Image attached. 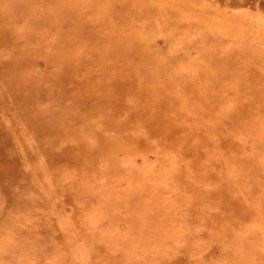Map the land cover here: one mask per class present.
<instances>
[{"label": "rangeland", "instance_id": "1", "mask_svg": "<svg viewBox=\"0 0 264 264\" xmlns=\"http://www.w3.org/2000/svg\"><path fill=\"white\" fill-rule=\"evenodd\" d=\"M249 1L0 0V264H264Z\"/></svg>", "mask_w": 264, "mask_h": 264}, {"label": "bare ground", "instance_id": "2", "mask_svg": "<svg viewBox=\"0 0 264 264\" xmlns=\"http://www.w3.org/2000/svg\"><path fill=\"white\" fill-rule=\"evenodd\" d=\"M250 7L261 9L264 11V0H250L249 1ZM231 6V5H230ZM236 6V5H235ZM232 7V6H231ZM221 8V7H220ZM219 8V9H220ZM233 8V7H232ZM221 10V9H220ZM238 16V15H237ZM230 18V17H229ZM232 20V19H231ZM235 20V19H234ZM232 20V22L234 21ZM236 21V20H235ZM227 23V22H226ZM230 25H233L229 22Z\"/></svg>", "mask_w": 264, "mask_h": 264}]
</instances>
